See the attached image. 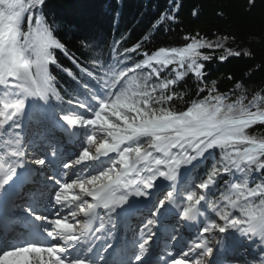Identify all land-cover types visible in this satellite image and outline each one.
<instances>
[{
    "label": "snow or ice",
    "instance_id": "snow-or-ice-1",
    "mask_svg": "<svg viewBox=\"0 0 264 264\" xmlns=\"http://www.w3.org/2000/svg\"><path fill=\"white\" fill-rule=\"evenodd\" d=\"M44 4L0 0V264H223L206 262L212 242L219 252L239 238L264 264V136L248 132L264 124V97L229 102L212 82L177 110L175 86L189 73L203 81L198 61L210 57L200 49L212 43L192 37L136 61L126 54L137 43L81 66ZM165 19L175 16L162 13L154 27ZM51 67L70 76L71 93L61 94ZM133 219L140 238L114 242L116 221ZM154 238L164 241L155 259Z\"/></svg>",
    "mask_w": 264,
    "mask_h": 264
},
{
    "label": "trees",
    "instance_id": "trees-1",
    "mask_svg": "<svg viewBox=\"0 0 264 264\" xmlns=\"http://www.w3.org/2000/svg\"><path fill=\"white\" fill-rule=\"evenodd\" d=\"M176 5L178 10L173 12ZM165 12L175 19H165L154 27ZM43 15L81 66L88 63L90 54L119 56L137 43L141 44L137 53L126 54L136 61L142 59L138 53L184 47L192 37L212 43V48L200 49L210 57L198 61L205 66L203 81L189 73L175 86L174 90L183 96L172 102L177 110L207 96V90L198 93V87H212V82L218 93L228 96L229 102L241 95L246 97L245 103L257 94L264 97V0H254V4L249 0H45ZM55 55L60 65L79 75L77 64L62 51L57 50ZM50 70L59 82L61 94L65 90L71 93L70 76L55 67ZM248 132L264 136V124L253 126ZM204 170L201 167L197 172L202 174ZM222 175L228 179L227 174ZM219 195L216 192L212 199Z\"/></svg>",
    "mask_w": 264,
    "mask_h": 264
},
{
    "label": "rangeland",
    "instance_id": "rangeland-1",
    "mask_svg": "<svg viewBox=\"0 0 264 264\" xmlns=\"http://www.w3.org/2000/svg\"><path fill=\"white\" fill-rule=\"evenodd\" d=\"M224 236H228L227 233L224 234ZM218 237H219V236H217V239H218ZM219 238H220V237H219ZM213 243H216V241L214 240V241L212 242V244H213ZM209 259H210V258H205L206 262H207V260H209ZM253 259H254V258H253Z\"/></svg>",
    "mask_w": 264,
    "mask_h": 264
},
{
    "label": "bare ground",
    "instance_id": "bare-ground-1",
    "mask_svg": "<svg viewBox=\"0 0 264 264\" xmlns=\"http://www.w3.org/2000/svg\"><path fill=\"white\" fill-rule=\"evenodd\" d=\"M39 179H41L40 177H39ZM161 242V246L162 247H164V241L162 240V241H160ZM164 249V248H163ZM163 249H161V250H163Z\"/></svg>",
    "mask_w": 264,
    "mask_h": 264
}]
</instances>
